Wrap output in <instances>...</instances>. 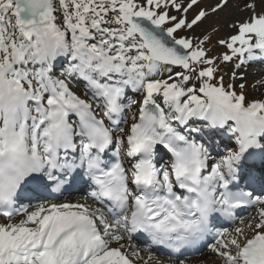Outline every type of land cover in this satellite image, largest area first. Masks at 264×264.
Listing matches in <instances>:
<instances>
[{"label":"snow or ice","instance_id":"obj_1","mask_svg":"<svg viewBox=\"0 0 264 264\" xmlns=\"http://www.w3.org/2000/svg\"><path fill=\"white\" fill-rule=\"evenodd\" d=\"M229 5L0 0V264H264V0L213 43Z\"/></svg>","mask_w":264,"mask_h":264},{"label":"rangeland","instance_id":"obj_2","mask_svg":"<svg viewBox=\"0 0 264 264\" xmlns=\"http://www.w3.org/2000/svg\"><path fill=\"white\" fill-rule=\"evenodd\" d=\"M216 2V0H202V4L205 7H210L212 4H214ZM248 2V0H230V5L227 9H225L222 13L219 14V16H211L209 18L210 24L211 25H215L216 27L220 28V31L215 34L213 36V43H215V40L218 37H224L227 36L230 32L229 28L227 27L228 22H230L232 20V16L235 15L238 17L239 20H243L247 13L241 11L240 9L242 8L243 4ZM190 16L192 15V13L189 14ZM234 20H236L234 18ZM203 31L202 28H197L195 30L197 35H200L201 32ZM262 64V63H261ZM260 66V65H259ZM261 67L258 66H254L253 63L249 66L246 67H242L239 71L241 73V75H243L245 77V81L247 82V94L249 99L252 98H264V90L260 89L259 86V81L261 80V76L263 75H258L259 76V80L257 75L255 74V72L261 70ZM225 72L229 73L232 71L231 66H228L224 69ZM264 71V70H263ZM228 80V77L226 76V82ZM240 81L237 80V83H239ZM261 92V93H260ZM82 196L76 197L80 198ZM74 199V198H73ZM82 200L84 199V197L81 198ZM141 249V251H145L143 248L139 247ZM207 253V250L204 252ZM143 254L145 255L146 253L143 252ZM195 260L194 262L192 261L193 264H200L199 262L201 261H197Z\"/></svg>","mask_w":264,"mask_h":264},{"label":"bare ground","instance_id":"obj_3","mask_svg":"<svg viewBox=\"0 0 264 264\" xmlns=\"http://www.w3.org/2000/svg\"><path fill=\"white\" fill-rule=\"evenodd\" d=\"M232 17H233V18H232L231 21H233L234 18H235L236 20L238 19V17L235 16V15H233ZM229 30L231 31V29H229ZM254 63H256V62H254ZM263 70H264V67H263L261 70L255 72V74H256L257 77H258V80H259V76H258V75H263V76H261V78L264 77V71H263ZM261 78H260V79H261ZM259 86H260V89H261V90H264V87H262L260 84H259ZM260 93H261V92H260ZM76 200H77V199H76ZM79 200H81V199H79ZM141 252H142V251H141ZM148 254H149V253L145 254V256L148 255ZM142 255H144L143 252H142ZM208 255H209L208 253H206V254L204 253V254H202V256H199V258H196L195 260H197V261H201V262H199L200 264H205V261H206V258H207ZM195 260H193V262H194ZM197 261H196V263H197ZM164 264H165V263H164ZM189 264H193L191 260H189ZM208 264H211V262L208 261Z\"/></svg>","mask_w":264,"mask_h":264}]
</instances>
